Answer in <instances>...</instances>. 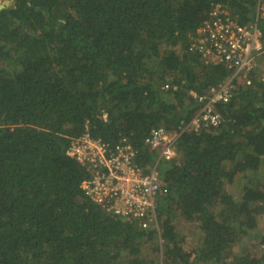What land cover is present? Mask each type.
<instances>
[{"label": "trees", "instance_id": "1", "mask_svg": "<svg viewBox=\"0 0 264 264\" xmlns=\"http://www.w3.org/2000/svg\"><path fill=\"white\" fill-rule=\"evenodd\" d=\"M214 3L241 24L254 18L251 0H12L0 10V264H264L260 67L217 105L221 124L182 132L175 156L158 162L156 226L91 202L89 172L66 154L87 126L110 144L126 138L144 170L155 163L149 132L187 123L200 108L191 92L231 75L188 52Z\"/></svg>", "mask_w": 264, "mask_h": 264}, {"label": "built area", "instance_id": "2", "mask_svg": "<svg viewBox=\"0 0 264 264\" xmlns=\"http://www.w3.org/2000/svg\"><path fill=\"white\" fill-rule=\"evenodd\" d=\"M251 1L253 20L241 24L237 15L214 3L196 29L188 52L201 56L205 62L222 64L231 75L211 87L205 96L197 97L191 92L200 108L187 123L174 131L158 127L149 132L143 146L156 151L157 158L147 170L137 164L138 152L126 138L110 144L94 138L86 126L82 135L70 139L66 154L89 172L90 177L81 188L91 202L109 214L137 222L143 229L156 226V208L163 192L158 162L175 156L174 146L182 132H198L221 124L217 105L230 100L236 81L251 85V74L259 67L257 59L264 53V42L258 24L264 20V0ZM259 79L264 82V67Z\"/></svg>", "mask_w": 264, "mask_h": 264}, {"label": "rangeland", "instance_id": "3", "mask_svg": "<svg viewBox=\"0 0 264 264\" xmlns=\"http://www.w3.org/2000/svg\"><path fill=\"white\" fill-rule=\"evenodd\" d=\"M5 1L9 2V5L12 3V0H4V1L0 2V4H2ZM257 65L260 67V69L264 67V53L261 56H259V58L257 59ZM240 185H241L240 182L236 181L233 186L229 187V190L232 193H237L239 191ZM170 204H169V206H171L170 208H171L172 212L175 213L174 216L176 218V225L178 227V230L190 238L192 236V231L194 230L193 225H191V223H189V222H186L184 220L179 219V217H177L178 212H176L175 207L170 205ZM258 230H260V231L264 230V223L258 227Z\"/></svg>", "mask_w": 264, "mask_h": 264}, {"label": "water", "instance_id": "4", "mask_svg": "<svg viewBox=\"0 0 264 264\" xmlns=\"http://www.w3.org/2000/svg\"><path fill=\"white\" fill-rule=\"evenodd\" d=\"M7 6H9V2H7V1L3 2L2 4H0V10L7 7Z\"/></svg>", "mask_w": 264, "mask_h": 264}]
</instances>
